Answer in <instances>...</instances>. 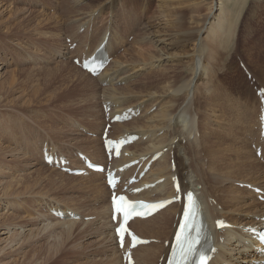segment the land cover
Here are the masks:
<instances>
[{"label":"bare ground","instance_id":"1","mask_svg":"<svg viewBox=\"0 0 264 264\" xmlns=\"http://www.w3.org/2000/svg\"><path fill=\"white\" fill-rule=\"evenodd\" d=\"M80 1L76 0L74 4H80ZM176 1L178 0H158L160 11L157 13L168 18V32L165 33L159 26L146 22L151 21L148 14L152 12L156 0L104 1L102 7L114 15L112 23L115 36L111 34L110 38L108 26L95 47L79 61L81 66L102 44H105V52L110 61L114 38L118 46H123L131 35L135 41L124 51L125 59H113L98 78L74 65L76 56L70 55V52L75 50L71 51L68 46L64 49L67 44L64 34L47 40L51 48V59L42 58V61L47 65H58L59 68L44 72V82L37 87L34 86L36 81H31L34 77L26 76V81L17 79L18 74L24 73V70L16 69L17 73L6 70L9 65L6 54L0 53V106L10 105L8 99L11 96L15 99L10 103H15L19 100L16 96L19 90L30 89L34 98L41 102L43 112L56 111L64 114V118L59 119V125L46 134L57 143L56 146L45 142L46 139L36 142L35 146L30 136H23V131L14 135L9 122L1 120L4 117L0 115V253L6 248L10 250L12 257L22 255V259L28 261L27 254L31 248L28 243H39L41 237V231L39 233L31 226L35 221H40L45 222L41 225L45 231L51 230L50 234L57 235L58 238H54L56 244L47 243L48 248L40 249L42 254L37 253V257L49 261L51 256H55L59 239L65 236L68 241L77 227L82 225L93 226L90 230L94 231L95 240L102 248L99 247L104 256V260H101L104 264H124L123 254L129 248L127 245L120 250L114 236L116 225L111 221L112 192L106 184V172L96 173L86 169L79 158L82 154L92 163L116 171L123 181L116 192L128 193L140 189L134 195L137 199L158 201L177 197L179 193L175 191L172 179H179L181 203L172 204L148 219H136L130 223L139 236L150 240L148 245L131 251L135 264L166 263L184 196L190 190L195 191L201 199L206 217L214 230L217 251L209 264H264V256L255 248L252 234L254 230L264 226V143L260 127L264 99L262 26L260 25V33L247 30L242 44L247 41L246 45L250 46L247 49L254 51L250 56L257 58V61L251 62L247 56L249 60L246 66L255 82L263 86L255 89L254 93V87H248L243 92L237 88L228 90L224 80L230 79L229 75L233 70L239 72L236 65L238 49H234L233 43L248 0H220L218 3L215 0H200V3H208L209 13L206 16L191 17L189 21ZM61 5L64 7L63 2ZM169 8L172 14L166 15ZM5 12L6 10L0 9V31L6 37H11L12 27L19 23L16 21L18 17L15 16L17 23L14 22L13 25L10 18L3 16ZM94 16L81 12L75 16L73 24L79 23L90 28L91 22H95V19L92 20ZM42 17L44 19L43 15ZM42 19L37 20L41 31L36 33L46 39V28L56 27L57 18L48 16L45 21ZM33 21L36 24L37 21ZM23 30L27 31L26 28ZM74 43H78V49L84 46L79 42ZM148 44L151 45L146 47ZM136 46H140L139 49ZM221 59H225L224 67L218 64ZM252 63H255L254 66ZM55 80L59 81V86L52 88V81ZM99 81L103 87L99 86ZM257 90L261 91V96H257ZM232 92L241 95L244 102L240 104ZM24 95L21 94V98ZM101 102L106 108H110L109 112L105 113ZM74 107L79 108L83 114L76 116L70 110ZM34 115L29 118L33 120ZM115 116L122 120L111 123ZM85 121L87 123H82ZM107 123H111L107 131L109 138L127 141L119 157L111 160L105 153L102 139ZM21 134L22 139H18ZM30 142L37 148V157L31 158L29 164H24L23 173L26 172V177L14 175L11 180L3 179V173L10 171L6 157L10 159L14 156L25 160L28 156L29 159L30 153L23 148V143L29 147ZM258 150L263 159L257 157ZM45 152L59 161L65 157L71 170L85 169V174L69 176L55 165H47L44 161ZM155 154H158V158L153 161ZM37 168L48 170L55 177L41 175V169ZM142 172L144 175L140 177ZM67 177L72 182L82 183L83 187L65 186ZM131 178L137 182L130 185ZM43 183L49 188L48 191L43 192L42 187L37 191ZM76 189L82 192V197L71 200L74 204H51L55 194L51 190H58L66 195ZM6 197L13 198V201L5 202ZM32 200H35L33 203L38 204V207L41 206L40 212L36 206H32L36 209L32 210L36 213V218L31 217L32 213L28 208L24 210L21 207V203ZM87 202L95 212V220L89 223L75 222L78 214L84 217L79 209ZM57 212L63 217H57ZM26 214L28 216L25 217ZM66 216L69 217L67 220ZM87 217L89 216H85L84 220ZM220 220L232 227L218 229L217 223ZM54 263L56 262L52 264Z\"/></svg>","mask_w":264,"mask_h":264},{"label":"rangeland","instance_id":"2","mask_svg":"<svg viewBox=\"0 0 264 264\" xmlns=\"http://www.w3.org/2000/svg\"><path fill=\"white\" fill-rule=\"evenodd\" d=\"M33 1L32 0H15V1L14 0H0V9L6 10V12H5V14H3V16L10 18L11 24H13V25L15 23L19 22L17 25L16 24L14 25L15 27H12V31H11L12 36L11 37L7 36L8 37L7 38L6 35H3V32L0 31V53L6 54L5 57L9 63L6 70H9L13 73L16 72V69H17V71H23V70L25 71L24 73L18 74L17 79H19L20 81H26L27 80L26 76L27 77L28 76L34 77V79H31V81H33V83L36 81L34 83V86L37 87L38 84L41 85L44 82V78H43L44 72L59 68L58 65H55V64L47 65V64H45V61H42V58L43 59H49V58L51 59V56H50V49L51 48L48 44V41H49V39H54L55 35L64 34L66 36L67 41L71 40L72 48H68V49L75 50L73 53L70 52V55L76 56V57H74L75 59L73 60V62H74V65L79 69H81L80 62L77 64V63H75V60L81 61L83 59L82 57L89 54L91 48L95 47L96 43L99 42L100 37L102 38V36L104 34V30H105V32L107 31L106 28L108 26L110 27L108 29V32L110 34V38H111V34L113 36H115L113 33L114 23H112L114 15L109 10H105L103 8L104 4L107 0H81L80 4L76 3V5L74 4L76 0H33ZM62 2H63L64 7H62V5L60 6V4ZM78 2H79V0H78ZM176 2L181 5L180 10H182L184 12V14L186 15L187 21H189V19L191 17L195 18V17H199V16H206L209 13V10L207 8V4H208L207 2L206 3H200V0H178ZM216 2L218 3V2H220V0H215V3ZM154 5L155 6H153L152 12L148 14V16H149L148 18H150L151 21H146V22L151 23V25H153V26H159L160 30H162L164 33L168 32V18H166L165 15L160 16V14L157 13L160 11L158 8V6H159L158 0H156ZM16 10H17V12H16ZM18 11H20V12H18ZM21 12L23 13L22 15H21ZM81 12L87 13V15H90V14H92L93 16L96 15V16L92 17V20L95 19V22L94 23H93V21L91 22L90 28L81 26L79 23L73 24V21L75 20V16H77ZM28 13H30V14L33 13V14L28 15ZM168 14L169 15L172 14V10L170 8L167 9V11H166V15H168ZM36 15L38 17L37 19H36ZM42 15L44 16V19H42L43 18ZM15 16L18 18H16ZM48 16H56V18H57L56 22L57 23H56V27L46 28V32L48 33V37L45 39L44 37H40V35H38L36 33L37 31L38 32L41 31L40 23L38 24L39 21H37V20L42 19L45 21V18H47ZM23 17L25 19H23ZM12 19H14V20H12ZM22 19H23V21H22ZM88 19L89 18H87V20ZM33 20H35V22L37 21L36 24L33 23L34 22ZM186 20H185V22H186ZM30 22H31V24H29ZM21 24L22 25L25 24V26H22ZM32 24H34V25H32ZM238 24H239V26H238L239 28L237 29L238 32L235 34V38H234L235 41L233 43V46H235L234 49H236V50L238 49L237 54H236V55H238L236 65L239 69V72H237L236 69L233 70L231 75H229L230 79L227 78L226 80H224L225 86L228 90H232L234 88H237L238 90H240L242 92L245 91L248 87H249V89H252L251 87H254V89H253V93H254L255 89L260 88L261 85L259 83H256L255 80L253 79V77L251 76V74H249V70L247 69L246 65H247V62L249 59L251 62H255V61H257V58L250 56V55H252V53L254 51L247 49L250 47L249 45H246L247 41H245V43H243V44H242V42H244L243 37L245 35V32L247 30L250 32L249 29L254 30L256 33L257 32L260 33V25H261L262 26V32L261 33H264V0H248V2L245 5L242 17H240ZM38 25H39L40 29L38 28ZM18 26L21 28H19ZM27 26H29V27L27 28ZM22 27H23V29L26 28L27 31L26 30L24 31L22 29ZM70 28H72V30H70ZM109 34H108V36H109ZM73 41L79 42L80 45L84 44V46L82 48L78 49L76 46L78 43H74ZM113 41H114V45H113V48L111 50L112 57H110V58H112V59L110 60V63L113 61V59H114V61L116 59H118V57H122L125 59V53L126 52H124V51H126V49H128L134 43L135 40H134V36L131 35L129 38L126 39L127 44L125 43L123 46L117 45L116 38H114ZM65 44H66V42H65ZM67 44H66V47L64 49H67ZM149 45H151V44L146 45V47H148ZM136 47H138V49H139L140 46H136ZM75 53H77V54H75ZM19 54H20V56H19ZM247 56L249 57V59L247 58ZM52 60H53V58H52ZM110 63H109V65H110ZM70 64H71V62H69V68H68L69 71H70ZM218 64H219V66L224 67L226 64L225 59L224 60L221 59V61L218 62ZM252 64L254 66L255 63H252ZM252 64H251V66H252ZM53 65H55V66H53ZM19 67H21L22 70H19L20 69ZM26 70H28V71H26ZM28 74H32V75H28ZM98 77H96V78H98ZM251 77H252V79H251ZM37 81H39V83ZM98 84H99V86H102V85H100V81L98 82ZM103 85H105V84H103ZM51 86H52V88L54 86L58 87L59 81L58 80L52 81ZM24 90H21L23 92H21L20 90H19V93L17 92L16 96L19 97V100L15 101V103H10V102L14 101V99H15L14 96H11L8 99V102L10 105H7V103L4 102V104H6L7 106H2V105H1L2 107L0 106V113H1L0 115L1 116L3 115V117H4L1 120H3V121L5 120V121L9 122L10 130L14 131V135L23 131V136L25 134H27V136H30L31 139L33 140L32 142L35 146H36V142H41L44 139H46V140H44L45 142H48L51 145L56 146L57 143L54 142L53 139L48 138L46 136V134H47V131H51V130L55 129L57 125H59V119L64 118V114H62L61 112L58 113L56 111L43 112L42 111V108H43L42 104L38 100V98H34V95L30 89H26L25 91ZM259 91L260 90H257V93H259ZM21 94H23V95L25 94V95L22 96V98H21ZM231 94H233L236 97V99L238 98L237 100L240 104L242 102H244L241 95L236 94L234 92H232ZM257 96H259V95L257 94ZM101 105H102V107L104 106V104L102 102H101ZM34 110L35 111L39 110V111L34 115V113H35ZM70 110L72 112H75L76 116H78L79 114H81V115L83 114L82 111H80V109L77 107H74L72 109L70 108ZM27 111H29V112H27ZM104 111H105V113L107 112V110H104ZM33 115H34V118H33V120H31L30 118H32ZM42 115H44V117H40ZM82 123L85 124V123H87V121L82 122ZM108 124L109 123H107V125H106L107 129H109ZM32 125H35V127H33ZM106 127H105V129H106ZM0 131H1V129H0ZM1 138H2V136L0 135V139ZM18 139H22V134L20 135V137H18ZM6 142L8 143V140H6ZM7 143L5 146L9 150V145ZM23 148L29 151V153H30L29 159H28V156L26 157L27 159H25V160H22L21 158L14 157V156L10 159L8 157H6V160L9 163L10 171H5L3 173V179L11 180L14 175H18L20 177L22 176L23 178L26 177V172L23 173V171L25 170L24 164H26V163L29 164V161L31 158L37 157L35 154V151H37V148L34 147L31 142L29 143V147L23 143ZM37 169H41L40 172L43 173L41 175H47L48 178L55 177L48 170H43L42 168H37ZM36 172H39V171H36ZM64 174H67V173H64ZM67 175H69V174H67ZM69 176H73V175H69ZM66 179H67V181L65 182V186L83 187L82 183L72 182L69 180L68 177ZM43 185H44V183L40 185V188H37V191H38V189L41 190L42 188L44 189L43 192L48 191L47 189H49V188H46V185H44V186ZM21 188H22V186H21ZM53 191L55 194L53 197L54 202L51 203L52 205H56V204L61 205V203L63 205H65V203L74 204L75 202H72L71 200L79 199L82 197V192L78 191V189H76L74 192H71V193L69 191L66 195H64L63 192L60 193L58 190H56V191L51 190L52 193H53ZM57 192H59V193H57ZM57 194H59V195H57ZM23 195L24 194H22V196ZM55 195H57V196H55ZM20 197L21 196H19V198ZM14 198H18V197H14ZM7 201L12 202L13 198L11 199V197H9L6 199L5 202H7ZM33 201L35 202V200L29 201V202L27 201L30 204H28L27 202H23V203H21V207L24 210H26L28 208L30 210V212L32 213L31 217L36 218L37 217L36 213H33L32 210H34L37 207L38 211L40 212L41 206L38 207V204L33 203ZM63 205H62V207H63ZM32 206H34V207L36 206V207L32 208ZM79 210L82 212L84 217L85 216H89V217H87V219L84 220V217L81 216L80 214H78V216L80 218L79 217L76 218L75 222L89 223V222H93L95 220V219H93L95 212L93 210H91L88 202ZM20 213L22 215H24L22 212H20ZM21 214H19V216ZM51 214H52V212H51ZM26 216H28V214H26L25 217ZM13 218L14 217H11V219H13ZM68 218L69 217L66 216L65 220H67ZM11 219H9V222L11 221ZM61 221H63V220H61ZM44 223L45 222L40 223V221L39 222L35 221L34 225L31 226V228L39 231V233L41 231V237H39L40 238L39 243H28L29 245H31V248L29 249V253L27 254V256L29 258L28 261L23 260L22 255L12 257L10 250H7L5 248L4 251L2 253H0V264H52L53 262H56L54 264H104L103 263L104 261H101V260H104V258H103L104 256L101 253L102 248L99 245V243L95 240L94 231H91L93 229V226H85V225H84L85 227H83L82 225L77 227L75 232L72 233L71 236L69 237L68 241L65 240L66 239V238H64L65 236L62 238L63 240L60 238L58 241L60 244L57 242L58 248L55 249V256H51V259L49 261H46L40 257H37L36 256L37 253L42 254V252H40V249L48 248V244L49 243L52 244V242H54L55 239L58 238L57 235L53 236L52 234H50L51 230L45 231V229L42 228L41 225H43ZM89 233H90V235H89ZM60 240H62V242H60ZM83 240H84V242H83ZM43 241H44V243H43ZM63 241H64V243H63ZM91 241H92V243H91ZM79 242H81L82 244L81 243L79 244ZM54 243L56 244V242H54ZM90 244H91V246H90ZM81 245H82V247H81ZM86 245H87V247H85ZM3 246L4 245H2L1 247L3 248ZM99 252L102 256L99 254ZM31 254H33L34 256L31 257Z\"/></svg>","mask_w":264,"mask_h":264},{"label":"snow or ice","instance_id":"3","mask_svg":"<svg viewBox=\"0 0 264 264\" xmlns=\"http://www.w3.org/2000/svg\"><path fill=\"white\" fill-rule=\"evenodd\" d=\"M188 201H189L190 207L195 204V200H194V197L192 196V194H188ZM113 204H114L117 212H121V211L123 212L124 219H125V221H127L129 219V217L132 215V212L130 211L131 206L128 204V201L126 200V198L123 196L119 197L118 199L113 198ZM117 231L119 233H121V241H123V233L126 231V229L119 228V229H117ZM132 239H133V241H135L136 237L133 236ZM192 251H193L192 248L188 249L189 253H191ZM199 259H200V264H206L207 257L205 256V254L200 253Z\"/></svg>","mask_w":264,"mask_h":264},{"label":"water","instance_id":"4","mask_svg":"<svg viewBox=\"0 0 264 264\" xmlns=\"http://www.w3.org/2000/svg\"><path fill=\"white\" fill-rule=\"evenodd\" d=\"M100 51H102V50H100Z\"/></svg>","mask_w":264,"mask_h":264}]
</instances>
